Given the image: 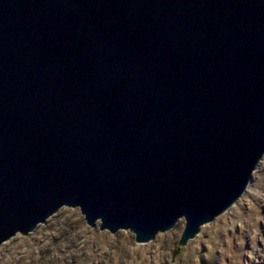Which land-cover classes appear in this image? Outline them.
<instances>
[{"label":"water","instance_id":"95a60500","mask_svg":"<svg viewBox=\"0 0 264 264\" xmlns=\"http://www.w3.org/2000/svg\"><path fill=\"white\" fill-rule=\"evenodd\" d=\"M264 154V0H0V243L59 207L178 245Z\"/></svg>","mask_w":264,"mask_h":264},{"label":"rangeland","instance_id":"374dc122","mask_svg":"<svg viewBox=\"0 0 264 264\" xmlns=\"http://www.w3.org/2000/svg\"><path fill=\"white\" fill-rule=\"evenodd\" d=\"M178 220L144 243L119 229L89 227L61 206L27 234L0 243V264H264V154L243 194L184 245Z\"/></svg>","mask_w":264,"mask_h":264}]
</instances>
